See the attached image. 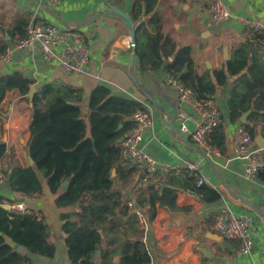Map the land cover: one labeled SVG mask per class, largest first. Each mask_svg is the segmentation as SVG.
Returning <instances> with one entry per match:
<instances>
[{
  "label": "crops",
  "instance_id": "1",
  "mask_svg": "<svg viewBox=\"0 0 264 264\" xmlns=\"http://www.w3.org/2000/svg\"><path fill=\"white\" fill-rule=\"evenodd\" d=\"M222 2L231 19L214 23L208 12L210 0H157L154 10L147 15L144 14L146 1L142 0L143 9L137 20L134 18L137 0H63L54 8L44 6L39 0H0V56L6 46L24 34L33 19L61 30L77 31L89 50L86 74L80 77L66 74L57 62L45 61L37 45L31 52H16L9 64L0 60V78L22 74L32 82L30 91L35 90L33 97L49 83L78 90L83 97L82 110L86 120L91 114V97L101 87L137 101L151 116V125L145 129L141 144L145 151L159 162H202L201 173L207 177V185L221 195L220 201L207 203L196 192L181 188L176 198L178 209L158 208L148 229L142 231L151 256L150 264H264V218L259 214H264V183L259 179H249L242 163L234 159L233 152L234 140L241 130L244 131L243 124L248 123L253 109L248 111L246 123L241 119L240 123L229 122L228 98L233 79L220 88L213 99L222 113L226 144L222 151L215 149L216 152L208 156L189 135L181 136L178 132V90L168 81L166 69L175 56L169 58L158 71L151 70V65L146 71H140L136 45H132L129 28L120 17L111 13L113 7L127 15L136 30L144 25L151 34H155V27H160L161 33L169 37L177 49L190 47L193 69L199 76L221 69L224 61L234 58V52L240 45L247 44L249 68L244 74L252 80L255 91H264V33L249 30L239 21L245 19L264 25V0ZM133 54L135 60L132 67ZM30 91L22 95L18 89L9 90L0 102V140L6 146L3 157L5 184L0 186V197L3 206H9L8 210L13 212L14 207L23 205L49 224V240L55 246V255L52 258L41 257L29 253L24 247L21 252L31 258L28 264H71L61 230L60 214L63 210L55 206V196L45 189L42 195L31 199L13 192L8 183L6 173H10L12 166L34 167L27 150L33 115ZM258 130L260 133L256 139L264 137V125H259ZM239 138L253 149H260L264 158V149L256 139L253 140L245 131ZM36 172L45 185L43 176ZM112 175L116 177V173ZM145 186L132 173L126 179L116 178L113 191L120 192L126 203L137 202L145 197ZM224 204L254 219L256 230L250 255H242L238 243L206 238L208 231L215 233L212 225ZM69 210L78 212L79 206ZM7 241L11 243L9 239ZM13 245L15 248L21 246ZM201 248L207 249L208 253L201 252Z\"/></svg>",
  "mask_w": 264,
  "mask_h": 264
},
{
  "label": "trees",
  "instance_id": "2",
  "mask_svg": "<svg viewBox=\"0 0 264 264\" xmlns=\"http://www.w3.org/2000/svg\"><path fill=\"white\" fill-rule=\"evenodd\" d=\"M141 1L137 0L135 20L142 13ZM145 1L144 14L147 15L154 10L157 0ZM155 31L151 34L144 25L137 27L139 70L144 72L151 65V70L158 71L175 56L167 64L168 74L191 89L197 99L215 98L220 88L233 79L228 98V120L240 123L242 115L253 109L243 128L255 140L260 133L258 126L264 125V91H255L252 80L244 74L249 68L248 45H240L234 58L224 61L221 69L199 76L193 69L191 48L177 49L175 43L161 33L160 27H155ZM31 84L20 73L0 78V102L9 90L18 89L22 95H27ZM82 104L80 91L55 83L44 85L34 95L27 150L35 168L12 166L10 173H6L9 186L13 192L25 196H40L45 189L55 196V206L63 210L61 230L71 264H150L151 256L136 215L129 212L124 196L113 191L116 178L126 179L134 172L116 167V163L120 159V142L133 128V114L144 108L137 101L118 96L106 87L92 95L88 120L84 117ZM209 143L214 149H224L226 132L223 124L211 134ZM5 153L6 146L0 140V158ZM36 171L45 179V185ZM113 171L116 177H113ZM159 177L157 182L144 184L146 195L135 202L149 222L156 217L160 207L169 211L178 209L176 198L181 188L196 192L207 203L221 200V195L207 184L197 188L196 179L189 173L159 174ZM258 179L264 183V170ZM66 180L69 185L62 191ZM75 205L79 206V211L72 213L69 209ZM49 238V224L44 218H39L33 211L7 210L0 197V264L30 262L31 258L13 244L25 247L31 254L52 258L55 246ZM230 242L238 243L237 247L241 245ZM97 251H100L99 257H96Z\"/></svg>",
  "mask_w": 264,
  "mask_h": 264
},
{
  "label": "built area",
  "instance_id": "3",
  "mask_svg": "<svg viewBox=\"0 0 264 264\" xmlns=\"http://www.w3.org/2000/svg\"><path fill=\"white\" fill-rule=\"evenodd\" d=\"M48 8L58 6L63 0H39ZM208 12L214 23H222L231 19V15L222 0H210ZM249 30L263 32L264 25L251 20L239 19ZM39 45L45 61L57 62L61 69L74 77L86 74L89 62V50L84 45L82 36L75 30H61L54 25L40 22L36 19L26 26L24 34L12 44L6 46L1 53L0 60L9 64L16 52H31ZM168 81L178 90L179 108L176 114L178 132L181 136H190L193 142L203 148L210 156L215 149L210 145V136L222 123V113L213 98L197 99L194 92L182 83L176 82L173 76ZM133 128L120 142V159L116 167L132 169L136 177L143 184L157 182L160 176L189 173L196 179V186L208 184V179L202 171V162L186 164L165 163L155 160L142 147L145 129L151 125V116L147 110H137L133 116ZM233 143L234 159L239 160L249 179L257 181L259 174L264 170V158L261 150L253 149L248 143L242 141L239 135ZM5 164L0 158V186L5 184ZM158 187V185L156 186ZM35 194L29 197L34 198ZM129 212L135 214L138 224L143 231L149 227V220L134 201L127 202ZM264 207V202H263ZM13 212H26L30 210L23 205H17ZM212 230L227 241L239 242L240 253L250 255L254 246V232L256 224L254 219L246 213L237 212L233 206L224 204L217 212Z\"/></svg>",
  "mask_w": 264,
  "mask_h": 264
},
{
  "label": "water",
  "instance_id": "4",
  "mask_svg": "<svg viewBox=\"0 0 264 264\" xmlns=\"http://www.w3.org/2000/svg\"><path fill=\"white\" fill-rule=\"evenodd\" d=\"M111 13L114 14V15H117L118 17H120V18L125 22L126 26H127V27L129 28V30H130L132 45H133V47H135V45H136V28H135V26H134V24H133V21H132L127 15H125V14H123V13L117 11V10H116L115 8H113V7L111 8ZM134 60H135V54L132 55V62H131L132 67L134 66ZM34 93H35V90H34V89H31L30 94H29V97H30L31 99L33 98V94H34ZM249 113H250V112H247V113L243 114V116L241 117V122L246 123V121H247V117H248ZM256 141H257L258 145H259L262 149H264V137H263V136H259V137L256 139ZM30 163H31V165H34V160H33L32 158H30ZM113 173H115V171H114ZM68 185H69V180H66V181L63 183V185H62V187H61V190H62V191H66ZM243 201H244L246 204H248V205L251 206V204H250L249 202H247V201H245V200H243ZM3 207H4L5 209H7V210L9 209V206H7V205H4ZM252 207H253V206H252ZM253 208H254V207H253ZM259 214L264 218V214H261L260 212H259ZM206 238H209V239L214 240V241H220V240H222V237H221L220 235H218L217 233H213V232H211V231H208V232H207V234H206ZM16 249L19 250V251H24V247H22V246H16ZM200 251L203 252L204 254H207V253H208L207 249H205V248H201ZM99 256H100V251H97V253H96V257H99Z\"/></svg>",
  "mask_w": 264,
  "mask_h": 264
}]
</instances>
